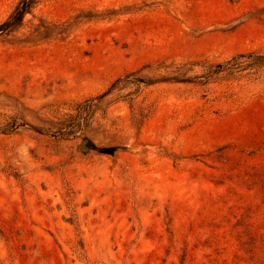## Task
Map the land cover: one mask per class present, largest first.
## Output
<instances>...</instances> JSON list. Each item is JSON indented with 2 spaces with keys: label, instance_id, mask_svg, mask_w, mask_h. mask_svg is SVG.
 Instances as JSON below:
<instances>
[{
  "label": "rangeland",
  "instance_id": "rangeland-1",
  "mask_svg": "<svg viewBox=\"0 0 264 264\" xmlns=\"http://www.w3.org/2000/svg\"><path fill=\"white\" fill-rule=\"evenodd\" d=\"M250 52L264 0H39L0 34V264H264V70L216 66Z\"/></svg>",
  "mask_w": 264,
  "mask_h": 264
},
{
  "label": "trees",
  "instance_id": "trees-1",
  "mask_svg": "<svg viewBox=\"0 0 264 264\" xmlns=\"http://www.w3.org/2000/svg\"><path fill=\"white\" fill-rule=\"evenodd\" d=\"M38 1L20 0L8 18L0 23V34L10 33L20 27L24 22L25 15L32 11ZM216 66L220 71L228 70L233 72L246 68H254L258 72L264 70V54H257L256 52L240 54L229 62L225 64L219 63ZM94 98L90 97L83 102L76 103L75 112L66 113L64 117L58 118V120L46 121V125L42 126L40 130L47 133L62 132L65 135H76V132L83 129L84 125H88L90 115L98 108L100 102L103 101V97L98 102ZM80 146L84 151H88L97 145L85 134ZM119 148L118 146L103 147V151L115 154Z\"/></svg>",
  "mask_w": 264,
  "mask_h": 264
}]
</instances>
